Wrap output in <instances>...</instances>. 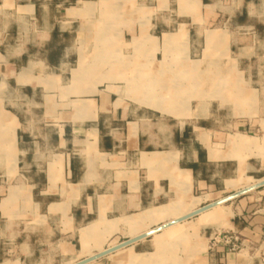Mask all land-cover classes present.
Wrapping results in <instances>:
<instances>
[{"label": "crops", "instance_id": "0c3cea01", "mask_svg": "<svg viewBox=\"0 0 264 264\" xmlns=\"http://www.w3.org/2000/svg\"><path fill=\"white\" fill-rule=\"evenodd\" d=\"M101 1L0 0V264H262L264 0Z\"/></svg>", "mask_w": 264, "mask_h": 264}, {"label": "rangeland", "instance_id": "374dc122", "mask_svg": "<svg viewBox=\"0 0 264 264\" xmlns=\"http://www.w3.org/2000/svg\"><path fill=\"white\" fill-rule=\"evenodd\" d=\"M118 4L120 5L119 7L125 12V14L127 12H133V14H134L133 17H135L136 15H140L141 20H144L145 16H146L145 13L149 11L148 8L154 7L155 2L146 1V0H124V1L121 0V1L118 2ZM166 40H168V39L166 38ZM220 83L222 85L223 82H220ZM2 185L4 187H7L6 182H4V184H2ZM229 204H225L224 208L229 206ZM211 212H213V213H211L212 215H215V223L223 220L226 217V213L224 212L223 205L215 208ZM212 215L209 214L205 218H208L209 216H212ZM140 227H142V226L140 225ZM145 227H146V225H145ZM194 227H195L194 224L186 225L185 227H183L184 228L183 232L184 231L185 232H184L183 235H181L180 238H177L175 240L172 238L173 239L172 241H170V238H169V240L167 239V241H168L166 243L167 245L164 247L165 248L164 249V251H165L164 253H166V256L161 255V256H158V258H156L157 260H155V261L154 260L151 261V259H150V261L145 260L144 262L145 263L150 262V264H171L170 260H172L173 261L172 264H177L178 261L176 260L177 258H175L176 256L175 257L172 256L173 258L169 256L170 257L169 258V257H167V253L172 252L173 255L178 254V251H179V249L181 247V243L182 244L185 243L187 241V239L195 238V233L196 232L193 233V232H190V230L187 231V229H192ZM215 228L222 229L221 226H216V225H215ZM123 241H124L123 239L119 240L118 237H116V238L112 239L111 241L106 242L105 247L106 248L107 247L114 248V247L119 246V244L122 243ZM163 244L164 243L162 241L159 242V243H155L157 249H162L163 248ZM99 245H100L99 248L103 249L102 248V245H103L102 240L99 242ZM119 250H121V248L117 249L115 252H117ZM126 251L127 252H124L123 254H120L119 256H115L113 259H111V260H113L114 264H137V263H132V261H143L145 258H148L147 256L139 257V256H135V255H132V254L129 255L128 254L129 249L126 250ZM160 252H162V251H160ZM43 256L42 257L32 258V259L29 258V261L27 262V264H66L68 262V261H60V260L58 262H55L51 258L45 256V254Z\"/></svg>", "mask_w": 264, "mask_h": 264}, {"label": "built area", "instance_id": "2783aa9c", "mask_svg": "<svg viewBox=\"0 0 264 264\" xmlns=\"http://www.w3.org/2000/svg\"><path fill=\"white\" fill-rule=\"evenodd\" d=\"M246 248L240 234L236 232L225 231L222 229H213L208 239V249L210 251L224 250L228 254L240 253ZM256 258L264 264V250L258 247L253 251Z\"/></svg>", "mask_w": 264, "mask_h": 264}, {"label": "bare ground", "instance_id": "6f19581e", "mask_svg": "<svg viewBox=\"0 0 264 264\" xmlns=\"http://www.w3.org/2000/svg\"><path fill=\"white\" fill-rule=\"evenodd\" d=\"M108 2L109 1H101L99 4H98V6H96V5H90V7H89V9L90 10H93V9H95V8H98V7H106V6H108ZM168 40H170V38L171 37H166ZM163 103V102H162ZM257 182H255L254 184H256ZM249 187V186H248ZM199 201H197V203H198ZM174 211V210H173ZM192 211H194V210H188L187 212H183L182 214H180V215H178V216H176V218L175 219H177V218H179V217H182V216H184V215H186V214H188V213H190V212H192ZM178 213V212H177ZM153 215V214H152ZM212 216H214V215H212ZM152 217V216H151ZM125 224H128V225H130V226H132L133 227V229L134 230H136V231H138V229L139 228H137V226H136V224H135V222H131V221H128V220H125V222H124ZM148 230V229H147ZM147 230H145V231H147ZM144 231V232H145ZM135 235H138V234H135ZM136 237V236H135ZM120 251H122V250H120ZM120 253V252H119ZM121 254H123V253H121Z\"/></svg>", "mask_w": 264, "mask_h": 264}, {"label": "water", "instance_id": "95a60500", "mask_svg": "<svg viewBox=\"0 0 264 264\" xmlns=\"http://www.w3.org/2000/svg\"><path fill=\"white\" fill-rule=\"evenodd\" d=\"M158 231H159V230H155V231L151 232L150 234H146V235L143 236V237H144V238H145V237H148V236H150V235H152V234H155V233L158 232ZM128 244H129V243L122 244V245H120V246L114 247V248H112V249L109 251V253L114 252V251H116V250L119 249V248H123V247L127 246Z\"/></svg>", "mask_w": 264, "mask_h": 264}]
</instances>
